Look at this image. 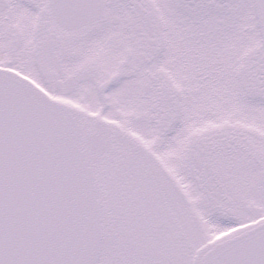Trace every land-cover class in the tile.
I'll use <instances>...</instances> for the list:
<instances>
[{
	"label": "snow or ice",
	"instance_id": "6c2138e0",
	"mask_svg": "<svg viewBox=\"0 0 264 264\" xmlns=\"http://www.w3.org/2000/svg\"><path fill=\"white\" fill-rule=\"evenodd\" d=\"M0 264H264V0H0Z\"/></svg>",
	"mask_w": 264,
	"mask_h": 264
}]
</instances>
